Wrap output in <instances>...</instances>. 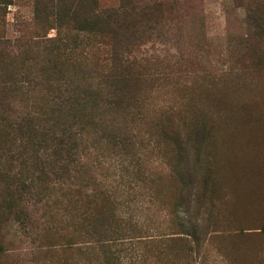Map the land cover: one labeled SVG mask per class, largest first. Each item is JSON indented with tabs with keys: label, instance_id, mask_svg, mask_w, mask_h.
<instances>
[{
	"label": "rangeland",
	"instance_id": "obj_1",
	"mask_svg": "<svg viewBox=\"0 0 264 264\" xmlns=\"http://www.w3.org/2000/svg\"><path fill=\"white\" fill-rule=\"evenodd\" d=\"M116 3L102 1L106 6ZM89 4L90 0H10L1 5L0 40L25 35L51 45L45 41L68 34L60 27L67 10L83 14ZM177 7L157 29L160 35L142 50V57L153 61L150 71L157 72L160 64L165 77L143 88V117L130 127L129 146L123 150L97 143V137H84L81 161L94 169L99 183L129 202L119 206V226L103 223L115 233V246L109 253L93 243L85 225L78 229L80 237L72 250H66L64 238L56 242L51 239L55 234L39 233L49 241H38L32 233L33 240L25 239L12 224L7 234L0 228V264H264V61L258 70L241 69L255 64L244 40L256 24L264 28V0H180ZM257 37L264 51V32ZM45 57L41 52L35 58ZM17 66L24 81L14 100L28 109L43 97L39 65ZM82 66L86 68L80 69L77 83L89 71ZM167 107L187 112L192 122L201 124L191 143L190 167L194 182L197 172L207 168L209 190L194 192L189 223L181 213L184 205H174L179 193L170 172L177 164L175 154L150 128ZM0 159L1 175L13 166L5 163L1 149ZM125 169H138L139 175L127 170L128 176ZM65 205L60 206L59 214L67 213L59 228L71 234V208ZM93 218L94 230H104Z\"/></svg>",
	"mask_w": 264,
	"mask_h": 264
},
{
	"label": "trees",
	"instance_id": "obj_2",
	"mask_svg": "<svg viewBox=\"0 0 264 264\" xmlns=\"http://www.w3.org/2000/svg\"><path fill=\"white\" fill-rule=\"evenodd\" d=\"M102 1L90 0L83 14L69 8L60 25L68 34L45 41L51 45L25 35L12 41L0 40V149L5 151V163L13 166L0 175V228L7 234L16 224L20 237L32 240V233H52L56 236L51 239L60 242L64 238L66 250H72L80 237L78 229L85 225L92 242L110 253L116 242L111 234L115 233H109L104 225L119 226V206L129 202L121 193L115 196L117 192L99 183L94 169L81 161L82 149L86 148L83 145H87L84 137H97V143L123 150L129 146L130 127L134 129L143 117V88L165 77L161 76L160 64L157 72L150 71L153 61L142 57V50L160 35L157 29L171 18L180 0H117L109 6ZM8 4L10 0H0L1 15V5ZM254 28L247 35L250 38L244 40V49L255 55V64L241 67L252 71L262 67L264 61L262 40L257 37L264 28L259 24ZM41 52L46 57L37 61L35 57ZM87 61L93 63L91 68ZM24 62L39 65L42 80L41 102L28 109L14 100L24 81L17 64ZM83 64L89 71L81 78L82 83H77L80 69L86 68ZM69 72L73 73L71 77ZM200 125L192 122L187 112L167 107L150 127L175 154L177 164L170 172L173 189L179 193L174 205H184L181 213L188 223L194 192L209 190L207 168L197 172L194 182L190 167L191 143L200 133ZM127 170L139 175L138 169ZM196 197L204 196L197 193ZM62 203L71 208V234L59 228L67 213L59 214ZM93 215L105 223L104 230H94ZM190 232L193 236L194 231ZM193 239L198 241L196 236Z\"/></svg>",
	"mask_w": 264,
	"mask_h": 264
}]
</instances>
